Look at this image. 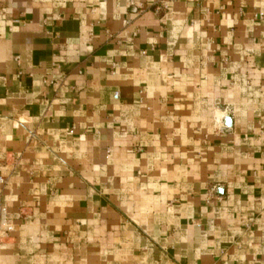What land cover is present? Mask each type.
Segmentation results:
<instances>
[{"label":"crops","instance_id":"crops-1","mask_svg":"<svg viewBox=\"0 0 264 264\" xmlns=\"http://www.w3.org/2000/svg\"><path fill=\"white\" fill-rule=\"evenodd\" d=\"M0 177V264H264V0H0Z\"/></svg>","mask_w":264,"mask_h":264},{"label":"built area","instance_id":"built-area-1","mask_svg":"<svg viewBox=\"0 0 264 264\" xmlns=\"http://www.w3.org/2000/svg\"><path fill=\"white\" fill-rule=\"evenodd\" d=\"M156 8L157 9H160V8H166V4L163 2H160L159 4L156 5ZM263 13L260 12V13H257V14H254L255 17H262ZM5 181V179L3 177H0V183H3Z\"/></svg>","mask_w":264,"mask_h":264}]
</instances>
